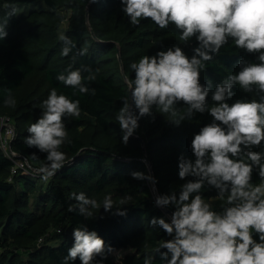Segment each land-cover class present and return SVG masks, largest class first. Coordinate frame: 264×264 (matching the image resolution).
<instances>
[{"label": "trees", "instance_id": "trees-1", "mask_svg": "<svg viewBox=\"0 0 264 264\" xmlns=\"http://www.w3.org/2000/svg\"><path fill=\"white\" fill-rule=\"evenodd\" d=\"M37 3L42 5L9 18L8 35L0 40V116H9L15 126L11 150L23 154L30 162L25 168L16 167L0 148V264H63V257L73 243L72 230L82 225L96 230L106 246L111 245V252L106 249L103 257H96L103 259L104 264H144L148 255L154 257V264H160L156 248L171 237L150 221L153 217L170 218L164 209L171 212L172 209L156 205L155 191L158 195L173 189L178 192L179 186L186 182L178 177V157L183 154L194 158L190 150L193 134L211 122L212 117L196 113L177 126L170 121L184 115L186 105H176L177 117L161 113L154 106V118L141 117L139 128L127 144L121 143L115 117L123 98L130 94L126 77L134 78L130 67L133 61L174 44L191 56L196 41L194 38L181 41L179 31L171 24L160 29L144 19L139 25H130L120 0H98L92 4L88 0H0V20L7 19L9 6ZM61 31L76 43V49H87L86 55L78 56L75 63L72 54H61L62 41L58 38ZM241 57L255 62L252 54L237 49L229 41L206 62L201 82L211 81L214 89L215 83L239 70L237 61ZM69 64L73 68L86 65L97 70L95 80L84 81L90 88L88 93H80L56 79ZM35 76H40L48 86L46 93L34 95L33 90H22L24 83ZM53 87L58 93L78 99L81 114L65 120L71 141L62 146L67 153L65 166L44 180L38 172L40 165L33 162H46V154L28 147L24 138L29 135L28 126L40 116L41 102ZM7 89H11L15 98L14 106L4 103L9 95ZM233 91L232 100L258 98L255 92L245 93L238 86ZM208 103L210 106L215 103L211 96ZM254 150L259 151L260 147L254 146ZM32 153H36V159ZM149 167L156 178L154 185L149 179L131 176L133 171L150 175ZM251 182H262L255 170ZM80 191L99 201L111 192L114 207L126 209V215H115V209L105 212L101 208L85 218L69 211V206L76 204L70 194ZM201 194L205 200L219 197L217 190L208 185ZM119 249L130 251L114 260L112 253ZM75 264H80L78 259Z\"/></svg>", "mask_w": 264, "mask_h": 264}, {"label": "clouds", "instance_id": "clouds-1", "mask_svg": "<svg viewBox=\"0 0 264 264\" xmlns=\"http://www.w3.org/2000/svg\"><path fill=\"white\" fill-rule=\"evenodd\" d=\"M97 2L88 0L89 4ZM120 5L132 26L144 19L160 29L171 24L179 31L181 41H196L191 56L174 44L131 63L134 78L126 77L130 94L123 98L115 117L121 143L127 144L139 128L141 117L154 118V106L161 113L177 117L176 105H186L184 115L170 121L177 126L196 113L212 117L193 134L190 150L194 158L183 154L178 157V177L186 182L178 192L173 189L155 199L157 206L172 209L170 218L153 217L150 221L171 237L156 248L160 264H264V0H120ZM9 8L7 19L0 20V40L7 37L9 18L16 15V8ZM58 38L62 41L61 54H72L73 63L78 56L86 55L87 49H76V43L65 32L61 31ZM229 41L252 54L255 62L241 57L237 61L239 70L223 77L213 89L211 81L201 82V73L206 62ZM96 71L90 66L73 68L69 64L56 79L80 93H88L90 88L84 81L95 80ZM236 86L245 93L255 92L258 98L232 100ZM6 91L9 95L4 103L14 106L11 89ZM209 96L215 102L211 106ZM41 107L40 116L27 128L29 135L24 142L46 154V162L40 164L38 172L47 180L67 162L62 146L71 141L65 120L79 117L81 108L78 99L58 93L55 87L49 90ZM254 146L260 150H254ZM32 156L37 158L36 153ZM254 170L261 183L251 182ZM131 176L153 182L156 179L140 171H133ZM205 185L215 188L223 201L219 211L203 198ZM70 196L76 204L70 205L69 211L85 218L101 208L126 215V209L114 207L111 192L104 194L102 201L83 191ZM72 237L63 264H75L77 259L80 264H104L96 257H103L106 249L112 251L111 245L106 246L98 232L86 225L73 228ZM144 264H154V257L145 256Z\"/></svg>", "mask_w": 264, "mask_h": 264}, {"label": "rangeland", "instance_id": "rangeland-1", "mask_svg": "<svg viewBox=\"0 0 264 264\" xmlns=\"http://www.w3.org/2000/svg\"><path fill=\"white\" fill-rule=\"evenodd\" d=\"M42 5V3H37V4H31V5H28L26 7L22 6L21 4H18V6H14L16 8V15H19L21 14L24 10L28 9L29 8H32V7H37V6H40ZM10 10V8H9ZM65 23H63L62 25V28L64 27ZM48 86L46 84H43L40 76H35L33 78H30L28 79L25 83H24V86L22 88V90H26V89H30V90H33L34 91V95H40L42 93H46V90H47ZM28 161V164L30 163L29 160ZM35 163L36 165H40V163L38 161H35L33 162ZM30 165V164H29ZM207 202L211 203L212 206L217 210L221 204L223 203V201L220 199V198H213V199H209V200H206ZM130 250L128 249H119V250H116L112 253V257L114 260H119L120 258H122L126 253H128Z\"/></svg>", "mask_w": 264, "mask_h": 264}, {"label": "built area", "instance_id": "built-area-1", "mask_svg": "<svg viewBox=\"0 0 264 264\" xmlns=\"http://www.w3.org/2000/svg\"><path fill=\"white\" fill-rule=\"evenodd\" d=\"M15 135V126L9 116H0V148L9 157L16 167L30 166L23 154L17 153L10 148V143ZM34 172H36L34 170ZM154 187V186H153Z\"/></svg>", "mask_w": 264, "mask_h": 264}, {"label": "water", "instance_id": "water-1", "mask_svg": "<svg viewBox=\"0 0 264 264\" xmlns=\"http://www.w3.org/2000/svg\"><path fill=\"white\" fill-rule=\"evenodd\" d=\"M144 160L147 162L148 166H150L149 162L147 161V158H145ZM149 172H150V176L153 177V174H152V172L150 170V167H149ZM151 182H152L151 184L154 185L152 180H151ZM155 195L158 196V194L156 193V191H155ZM164 211H165V213L168 214V216H171V211L169 209H164Z\"/></svg>", "mask_w": 264, "mask_h": 264}, {"label": "crops", "instance_id": "crops-1", "mask_svg": "<svg viewBox=\"0 0 264 264\" xmlns=\"http://www.w3.org/2000/svg\"><path fill=\"white\" fill-rule=\"evenodd\" d=\"M213 198H219V197H213ZM213 198H211V199H213Z\"/></svg>", "mask_w": 264, "mask_h": 264}]
</instances>
